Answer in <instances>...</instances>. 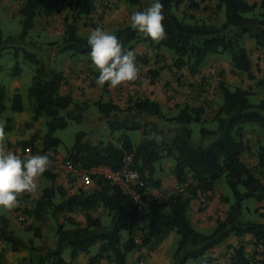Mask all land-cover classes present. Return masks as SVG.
Here are the masks:
<instances>
[{
    "label": "trees",
    "instance_id": "16d2710c",
    "mask_svg": "<svg viewBox=\"0 0 264 264\" xmlns=\"http://www.w3.org/2000/svg\"><path fill=\"white\" fill-rule=\"evenodd\" d=\"M97 0H69L67 2L65 29L61 37L50 43V47L70 57H84L88 65L94 66L91 72L99 76L90 56L88 37L79 34L81 24L96 11ZM132 7L146 10L153 2L143 0H118ZM62 0H22L18 15L22 32L18 38L4 39L1 28L0 13V58L5 49H14L15 57L21 52L36 67L33 82L28 90L32 123L43 119L46 133L33 135L29 141L20 143L22 150L32 147L38 153L55 151L62 141L54 134L68 127L69 122L83 123L89 103H77L71 95L61 94L64 75L51 68L44 60L22 46L28 41L30 32L36 27L38 19L52 17L59 13L58 6ZM164 4V27L167 37L160 43H154L150 37L134 30L131 25L116 29L112 34L122 42L124 51L133 50L139 43H147L156 49H167L175 56L174 66L178 70L188 68L192 75L200 73L209 56L229 55L232 75H245L255 82L256 87L264 89V79H258L253 72V63L247 41L255 42L257 47H264V0L249 3L247 0H217L214 14L206 19L195 15L182 14L178 17L174 10H179L186 0H160ZM105 8H111L106 2ZM192 10L200 7L190 1ZM225 11L224 22L220 14ZM181 12V11H180ZM216 15H218L216 17ZM215 20H218L217 22ZM14 43H19L18 46ZM54 51V50H53ZM18 69V74H20ZM154 82L156 76L146 74ZM219 94L223 99L221 107L213 120L218 122L217 130L202 129L203 138H213L209 147L194 145L191 141L192 123L205 122L203 107L185 106L176 117L169 118L163 114L160 104L148 98H137L122 109L112 102L94 103L107 129L114 135L120 131L142 130V140L134 146L128 137L93 143L87 139L86 132H79L66 160L79 164L84 169L105 166L112 171L122 167L124 153L134 154V169L140 178L132 187V192L118 186H111L103 176H93L98 189L89 193L81 191L68 197L61 189L46 188L42 198L33 208L23 206L31 196L24 194L18 208L19 218L32 215L36 226L28 227L37 239H43L45 228L50 221L49 214L73 211L80 208L86 213L87 224L81 226L70 220L71 229L65 223L56 227L53 247L42 244L35 247L33 242L26 244L10 230L9 220L0 215V241L9 246L13 252L28 250L30 256L27 264H75L82 254L89 255L93 248L99 246L98 253L90 258L89 264H100L108 260L111 264H127L130 253L143 247H151L163 242L169 235L179 236L174 264H215L211 251L221 246L230 236L243 237L250 235L254 253L249 256L244 246L235 247L226 264H256L255 255L264 248V223L247 221L244 218V203L255 199L259 206L255 213L264 219V98L260 103L251 102L255 95L253 87L247 89L233 85L225 79L219 84ZM108 89V86H104ZM8 100L6 87L0 85V114L7 110ZM22 95L17 92L12 98L11 110L15 113L24 111ZM151 118L163 123H174L176 130L162 129ZM11 119L7 120L10 123ZM31 123V124H32ZM259 124L263 129L262 140L257 147V165L251 167L244 160L247 150L243 141V126ZM42 141L43 149L39 151L35 142ZM123 144L122 149L119 143ZM165 158L174 160V175L179 184H187L185 193L169 196L161 203L144 207L147 194L151 189L160 188L161 179L156 178L157 164ZM43 177L54 179L48 170ZM226 180L232 196H222L221 200L228 205L224 221L217 220L212 233L198 231L191 222V204L199 192H210L217 181ZM59 191L63 202L55 204L56 192ZM140 198L136 202L134 195ZM102 207L111 217L110 226H104L101 218L94 213ZM250 210L249 208L247 209ZM127 238H124V234ZM70 250V263L64 258ZM264 254V253H263ZM264 264V261L261 263Z\"/></svg>",
    "mask_w": 264,
    "mask_h": 264
},
{
    "label": "crops",
    "instance_id": "0c3cea01",
    "mask_svg": "<svg viewBox=\"0 0 264 264\" xmlns=\"http://www.w3.org/2000/svg\"><path fill=\"white\" fill-rule=\"evenodd\" d=\"M68 1L69 0L62 1L58 6L59 13L52 17L45 18L43 21L47 23L45 33H48L53 42L57 41L64 32V19L68 14V7H63L62 4ZM247 1L254 4L259 3L261 0ZM106 2L107 0L96 1V11L83 21V23H89V25L84 26V24H81L80 26L79 34L81 36L88 37L96 26L104 28L107 32L112 34L120 27L131 25L127 12L124 9L126 3L114 0L113 9L112 5L111 8H105L104 3ZM19 3L21 5L22 0H20ZM196 3L200 5V8H203L204 5L207 7L201 12L190 10L189 14L195 15L197 18H207L214 12L217 0H196ZM63 8H65V10ZM19 9L20 6L14 5L9 0H0L1 14L7 13L13 17L14 13L18 14ZM39 20L41 19L37 20L36 27L39 26L40 29L41 23ZM247 49L250 50L254 74L258 79H264V47H257L255 42L249 40L247 42ZM132 51L135 53L136 64L140 68V74H150L151 76L152 72H154L156 76L154 82L151 79V81L149 80L143 84H136L135 82L127 83L116 89H110L108 87L107 90L105 87L101 88L96 84L98 77L91 72V68H94V66L88 65L85 59L77 58V61L70 62L66 60V58H57L56 51L42 52L45 56V61L50 67L64 75L61 94L71 95L75 102L80 104L89 103L90 107L85 114V120L83 122L86 126L88 140L93 136L94 140L100 141L102 132L107 129L105 121L103 120V114H101L98 109L96 112L93 111V113L89 114V111L92 109L91 106L98 101L105 103L112 102L120 108L126 109L131 101L137 98H148L158 102L162 108L163 114L169 118L176 117L185 106L194 108L203 107L205 110L204 118L206 121H209L213 120L223 102L219 90H216L214 85L218 79H225L228 83L241 86L245 89L253 87L255 92L258 90L255 86V82L248 80L245 75H232V66L229 60L208 57L200 73L192 75L187 67L181 70L175 68V56L168 51L153 48L147 43L135 45ZM19 89L20 84L16 83L14 94L20 92ZM24 107L23 112H13V114L8 116V119H11L9 124L5 122L7 118L4 117L5 112L0 114V125L5 127L7 137L5 143L7 149L13 153L23 151L20 146L21 142L29 141L33 135L38 134L43 136L46 133L45 121L41 119L38 122L32 123L31 109L27 108L25 104ZM151 121L156 122L162 129H177L174 123H163L157 118H151ZM242 130L243 141L247 147L243 158L251 167H255L257 165V147L262 137H253L251 132L244 129V126ZM136 133L139 134L138 137H133L136 138V142H133L126 134L123 135L122 138L128 137L132 144L137 146L142 140V130H137ZM113 138L114 135L111 134L110 140H113ZM90 141H93V139H90ZM35 147L38 148L39 151H42V141L38 140L35 142ZM26 150L38 153V151H34L32 147ZM68 152L69 150L61 152L58 148L56 152L48 151L41 154H50L57 159L66 160ZM165 159L157 164V171L155 174L156 178L161 179V186L160 188L151 189L148 192L146 202H142L144 207L163 202L167 199L168 194L179 185V181L173 172L174 165L171 163L164 165L163 161ZM49 171L54 175V179L51 180L42 176L39 179L37 195L34 198L31 197L23 206H27L30 209L33 208L35 203L42 198L43 191L46 188L61 189L68 197L78 194L81 191L89 193L98 189L97 182L93 177H72L64 170L59 168L55 169L54 167H50ZM262 181L264 182L263 179ZM222 196H227L225 187L221 181H217L212 191L199 192L197 199L192 202L191 222L198 231L202 230V233H205L204 231L212 232L215 229L217 220H225L228 205L221 200ZM63 200V197L60 195L59 191H57L54 200L55 204L59 205ZM257 205L259 206V203ZM19 213L18 208L12 212L0 208V215L6 217L10 222V230L28 244V242L33 241V239L29 241L24 240L23 233L32 232L28 231L27 228L36 226V220L34 216L25 214L23 219H20ZM106 215L107 212L102 207L94 213V217L101 218L102 221L103 217ZM49 219L50 221L47 228H45L41 242L50 247H53L55 244L56 227L58 224L65 223L67 229L72 228L69 224L70 220H74L81 226L87 224L86 213L80 208L57 214H52V212H50ZM254 222L264 223V219L259 215L258 219ZM174 238V235L171 234L161 243L151 247H143L140 250L130 253L127 257V264H171L169 253L170 249L174 247ZM42 244L40 243L36 245V247H40ZM238 246H244L249 256L254 253L253 241L250 235H244L243 237H236L233 235L227 238L221 246L214 248L210 255L215 259V264H226L233 249ZM98 250L99 246L93 248L89 255L82 254L74 263L89 264L90 258L95 256ZM258 251L259 254L255 255V261L259 258H264V248ZM70 254L71 253H69L68 257H64L69 263L71 261ZM29 256L30 252L28 250L21 249L18 252H13L9 246L0 241V264H27ZM100 264L111 263L108 260H101Z\"/></svg>",
    "mask_w": 264,
    "mask_h": 264
},
{
    "label": "rangeland",
    "instance_id": "374dc122",
    "mask_svg": "<svg viewBox=\"0 0 264 264\" xmlns=\"http://www.w3.org/2000/svg\"><path fill=\"white\" fill-rule=\"evenodd\" d=\"M9 1H11L14 5L20 6V3H19L20 0H9ZM62 1H64V0H62ZM107 1H109L112 4V8L114 9V6H113L114 0H107ZM143 1L144 2H152V0H143ZM190 1H194L196 3V0H186V3L180 7L181 12L179 10H174L175 14L178 17L181 18L182 14H185V13L187 14V12L189 13V11L192 10L190 8ZM199 1H202V0H199ZM62 5H63V7H67V2L63 3ZM199 7H200V5H199ZM206 7L207 6L204 5L203 8H200L201 10H198V11L201 12ZM63 9L65 10V8H63ZM124 9L127 12V16L129 19H130V16L133 12L141 11L140 8L132 7V6H129L128 4L125 5ZM110 10H112V9H110ZM217 16L218 15H216V17ZM44 19L39 20L41 23L40 24L41 28L39 29V26L34 28L30 32L28 41L25 44H22V46H24V48L26 50L36 54L39 58L45 60V58H44L45 56L42 52H52L53 50L56 51V49L49 46L50 43L53 42V40L50 39L48 33H45V28L47 26V23L43 22ZM200 19H202V18L200 17ZM204 19H206V18H204ZM220 19L222 22H224L225 11H223L220 14ZM20 21H21L20 16L17 13H14L13 17H11L10 14H7V13L1 14V28L3 31L4 39H9L11 37L18 38L20 36V34L22 32V26L20 24ZM215 21L217 22L218 20H215ZM97 27H99V26H96L95 28H97ZM102 29H104V28H102ZM38 30H39V32H38ZM18 44L19 43H14V45H17V46H18ZM163 50L168 51L174 55V53L172 51H169L167 49H163ZM56 55H57V58L58 57L62 58V59L66 58V60H69L70 62L77 61L76 60L77 58L78 59H84V57H82V56L72 58L68 54H61L59 52H57ZM211 57H215V58L217 57V58L229 60L228 54L209 56V58H211ZM18 69H20V71H21L20 74L17 73ZM35 70H36L35 65L25 57L24 52H21L19 57L16 58L13 48L5 49L2 51V56L0 58V85L5 86L7 91H8V95H7L8 100L5 103L7 110L5 111V116H4L5 118L7 117L5 119L6 123H7L8 116H10V114H13L11 107H12V98L14 96V92H15L14 89H15L16 83L20 84V89H19L20 92L19 93L23 97V101H24L25 106L30 109L28 90L32 85L33 77L35 75ZM219 82H220V80L218 79L216 81V84H214L216 90H218V88H219V86H218ZM230 85L233 86L232 83H230ZM256 88L258 90L255 92V95L251 96V102L258 104L264 98V89L262 87H260V88L256 87ZM91 108L92 109L89 111V114L93 113V111L94 112L97 111V107L95 105H92ZM32 117H33V114H32ZM189 127L192 130V137H191L192 143L194 145H202L204 147H209L213 142V138L212 137L211 138H203L201 131L204 128L208 129V130H212V131L217 130L218 129V122L215 120H209V121H205L202 123H192ZM244 129L246 131L251 132L253 137L257 138V137L263 136V129L259 124H246V125H244ZM81 131L87 132L85 123L79 124V123H75V122H69V125L66 129L57 131L54 134V136L56 138H59L62 141V144L59 147V151H61V152H65L67 150L70 151L76 142L77 134ZM111 134L112 133L109 129L104 130L102 132V135H101V140L104 142L109 141ZM125 134L127 136H129L133 140V142H136V138H133V137L139 136V134L136 133V131H125V132L120 131V132H117L114 134L113 139L121 138ZM90 139H93V141H91V142H95V143L98 142V141H96V139L94 140L93 136L90 137L89 140ZM168 163L175 165L174 160L171 158H167L163 161L164 165H167ZM260 177H261V179L264 180V176H260ZM220 181L223 184V186L225 187V192H226L227 196H232V192H231L230 188L227 186L226 180L223 178ZM257 204L258 203L255 199H250V200L245 201V203H244V218L247 221L254 222L258 219L259 215L255 213V210L258 207ZM248 208L250 209L249 211L247 210ZM102 222H103L104 226H110L111 217L108 216V213L105 217H103ZM200 232H203V231L201 230ZM204 232L206 234L212 233V232H208V231H204ZM23 234H24L23 235L24 240L29 241L30 239H33V241H30V242H33L35 247H36V245H39L40 243L42 244L41 239L35 238L34 232H27V233L25 232ZM173 235L175 237L174 242H173L174 247L172 249H170V253H169L170 259H171V264H174V258H175V254H176V251L178 248V241H179V236L176 233H173ZM123 236H124V238H127L126 233ZM30 242H28V245H30ZM69 253H70V250L66 251L64 254V257H68ZM263 261H264V258H259L256 260V264H261Z\"/></svg>",
    "mask_w": 264,
    "mask_h": 264
},
{
    "label": "clouds",
    "instance_id": "9594fccd",
    "mask_svg": "<svg viewBox=\"0 0 264 264\" xmlns=\"http://www.w3.org/2000/svg\"><path fill=\"white\" fill-rule=\"evenodd\" d=\"M164 4L154 2L144 11H135L130 16L131 27L160 43L167 37L164 27ZM91 60L99 76L96 84L116 89L127 83L142 82L135 53L124 51L122 42L114 34L97 27L88 36ZM5 127L0 125V208L12 212L21 206L24 194L35 197L39 179L49 170L52 161L48 154L25 155L21 158L7 149Z\"/></svg>",
    "mask_w": 264,
    "mask_h": 264
},
{
    "label": "built area",
    "instance_id": "2783aa9c",
    "mask_svg": "<svg viewBox=\"0 0 264 264\" xmlns=\"http://www.w3.org/2000/svg\"><path fill=\"white\" fill-rule=\"evenodd\" d=\"M104 6H107V3H104ZM141 75V74H140ZM142 82L137 81L136 84H143L149 81V77L147 75H141ZM122 142L119 143V148L122 149ZM23 158L25 155H43L41 153H35L31 150L20 151L18 153H14ZM49 159L52 161L51 167L55 169L59 168L64 170L72 177H86L90 178L93 176H103L105 177L111 186H118L125 191L132 192V187L137 183L140 178L139 172L134 169V154L133 153H124L122 159V167L118 171H112L108 167L100 166L92 169H84L79 164H75L71 160H60L55 158L54 156L48 154ZM188 185L187 184H179L177 185L167 196V198L171 195L185 193ZM135 201L140 202V198L135 195Z\"/></svg>",
    "mask_w": 264,
    "mask_h": 264
}]
</instances>
